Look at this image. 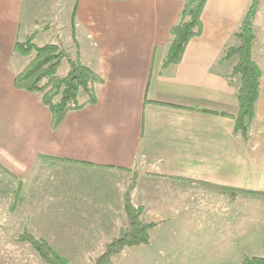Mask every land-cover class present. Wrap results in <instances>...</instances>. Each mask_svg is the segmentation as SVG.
Returning a JSON list of instances; mask_svg holds the SVG:
<instances>
[{"label":"crops","instance_id":"obj_1","mask_svg":"<svg viewBox=\"0 0 264 264\" xmlns=\"http://www.w3.org/2000/svg\"><path fill=\"white\" fill-rule=\"evenodd\" d=\"M186 1L72 0L71 18L61 25V0H52L55 17L33 24L28 13L49 7L45 0H0V165L23 186L39 166L70 171L71 187L59 204L60 214H71V222H78L71 229L78 230H89L87 224L123 206L124 187L119 186V206L110 210L104 179L138 172L132 199L145 207L143 215L144 187L157 194L159 224L173 213L185 215L186 206H206L211 213L203 216L212 225L205 232L215 237L216 261L243 253L242 261L254 244L264 252V0L257 4L253 48L262 68L261 93L246 141L231 116L202 110L237 113L236 59L223 60V55L235 44L254 0H208L201 36L191 40L180 64L165 66L171 29ZM52 27L54 41L39 43ZM64 29H69L68 40ZM31 36L38 46L61 45L103 81L95 86L97 103L71 111L55 130L41 97L15 86L16 75L26 67L15 44ZM210 186L241 193L230 202ZM256 206L261 213L253 217ZM223 221L229 225L222 226Z\"/></svg>","mask_w":264,"mask_h":264},{"label":"rangeland","instance_id":"obj_2","mask_svg":"<svg viewBox=\"0 0 264 264\" xmlns=\"http://www.w3.org/2000/svg\"><path fill=\"white\" fill-rule=\"evenodd\" d=\"M45 1L49 7L46 9L39 7L34 12L28 13V15L33 16L32 24L35 20L40 21L48 17L52 19L56 16L55 10H52L51 7L52 0ZM61 1L62 9L59 17L61 25H63L68 23L71 18L72 0ZM53 24L54 22L40 23L41 26ZM40 30L41 28H39ZM62 31L64 39L68 40L69 29ZM25 32L26 29L21 31V39H23ZM55 32L56 29L52 27L49 33L41 34L38 39L39 43H47L41 41L43 38L44 41L53 42ZM73 43L72 40V54H76L77 46L76 43ZM17 54L20 56V61H26V66L34 56V53L28 56ZM66 59H64L65 65L60 69L59 75L61 77H65L70 70ZM86 99L85 92L81 90L79 102L82 103ZM62 169L52 170L39 166L26 180L24 186L20 180L5 174L0 175V264H46L29 243L20 240L25 233H30L36 238L50 242L54 250L70 264H95V260L104 253L107 243L117 236L120 227L126 223L124 201L123 206H119L117 203L118 187H124V199L126 188L131 183L130 179L132 180L134 177V172L133 175H121L122 178L119 177L120 179L116 177L113 181L111 178L104 179L108 195L107 201L113 203L110 205V210L119 206L116 209L117 212L109 211L107 219L90 222L87 224L90 227L89 230L85 228L78 230L71 229L74 227L71 225L78 223L71 222V214H60L62 205L59 204H62L63 200L67 198L68 187H71L69 183L71 182V172L66 171L65 168ZM78 176L81 177L82 175ZM137 178L138 185L139 173ZM90 180L96 179L91 177ZM144 188L140 189V193L142 196L147 193L144 199V202L147 203V211L142 220L148 223L157 219L154 215L157 208L154 196L157 194H152L150 188V190ZM18 189L20 194L15 192ZM138 201L143 202V199ZM168 206H164V208L167 209ZM63 207L65 211L69 210L68 204L63 205ZM186 207L188 210L185 215L173 213L171 220L160 223L151 231V243L149 245L127 248L123 253L113 257L111 264H239L241 260L238 257L245 255L243 253H234L232 257L227 256L226 259L220 258L219 262L218 259L216 261L215 254H212L216 249L215 237L212 236V233L207 234L205 232V230L211 229L212 222L206 221L203 216V214L211 213V211L206 206L197 207L195 203L193 204L195 214H193L191 206ZM252 209H254V212L252 211L253 217L254 214L260 215L258 206ZM224 224L229 225L223 221L222 226ZM200 228L203 231H198ZM256 241L258 240H255L254 243ZM246 255L262 256L264 252L258 250L254 244L249 254Z\"/></svg>","mask_w":264,"mask_h":264},{"label":"trees","instance_id":"obj_3","mask_svg":"<svg viewBox=\"0 0 264 264\" xmlns=\"http://www.w3.org/2000/svg\"><path fill=\"white\" fill-rule=\"evenodd\" d=\"M207 1L187 0L185 2L180 21L171 29L172 41L164 60L165 66L180 64L191 40L201 36L203 32L202 16ZM257 4L258 0H254L235 34V44L228 47L223 55V60L236 59L232 77L240 79V87L237 91V113L231 115L224 112L202 110L215 115L231 116L235 121V131L245 141L249 137L256 117L262 84V68L253 56L256 41L254 19ZM14 49L15 52L23 56L34 53L28 65L16 75L15 86L18 90L37 94L41 97L51 113L53 130L63 123L71 111L80 110L97 103L98 96L95 86L97 83L103 82L102 79L95 71L83 65L79 59H72L61 45L50 43L38 46L34 42V36H31L25 41L17 42ZM67 57L69 58L70 70L65 77H61L58 70ZM81 90L85 92L87 97L83 103L78 100ZM0 171L9 177H13L1 165ZM137 175L138 172H134V177L132 180L130 179L131 183L127 186L124 194L126 223L119 229L117 236L107 243L104 253L95 260V264H111L113 257L123 253L127 248L145 246L151 243V231L159 223L155 221L143 222L145 207L133 202L132 193L137 185ZM212 188L227 197L230 202H234L241 193L239 190L226 187ZM15 192L20 194L19 189ZM20 240L29 243L46 264H70L45 239H39L30 233H25ZM240 264H264V255L246 256Z\"/></svg>","mask_w":264,"mask_h":264}]
</instances>
